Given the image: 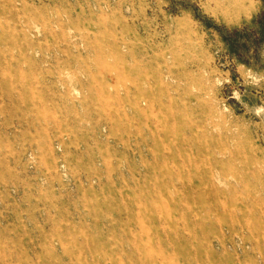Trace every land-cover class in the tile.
<instances>
[{"label": "rangeland", "instance_id": "1", "mask_svg": "<svg viewBox=\"0 0 264 264\" xmlns=\"http://www.w3.org/2000/svg\"><path fill=\"white\" fill-rule=\"evenodd\" d=\"M0 264H264V0H0Z\"/></svg>", "mask_w": 264, "mask_h": 264}]
</instances>
